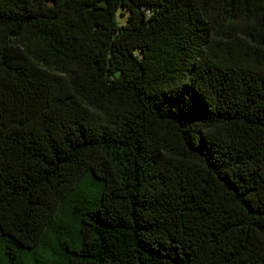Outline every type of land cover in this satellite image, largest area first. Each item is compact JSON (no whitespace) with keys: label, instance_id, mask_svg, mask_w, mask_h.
Wrapping results in <instances>:
<instances>
[{"label":"trees","instance_id":"1","mask_svg":"<svg viewBox=\"0 0 264 264\" xmlns=\"http://www.w3.org/2000/svg\"><path fill=\"white\" fill-rule=\"evenodd\" d=\"M0 264H264V0H0Z\"/></svg>","mask_w":264,"mask_h":264},{"label":"rangeland","instance_id":"2","mask_svg":"<svg viewBox=\"0 0 264 264\" xmlns=\"http://www.w3.org/2000/svg\"><path fill=\"white\" fill-rule=\"evenodd\" d=\"M120 21L123 23L124 19H120Z\"/></svg>","mask_w":264,"mask_h":264}]
</instances>
